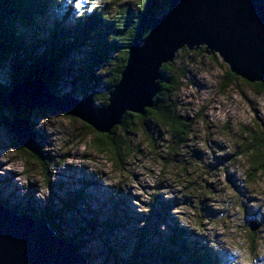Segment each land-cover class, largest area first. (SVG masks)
I'll list each match as a JSON object with an SVG mask.
<instances>
[{
  "label": "rangeland",
  "instance_id": "374dc122",
  "mask_svg": "<svg viewBox=\"0 0 264 264\" xmlns=\"http://www.w3.org/2000/svg\"><path fill=\"white\" fill-rule=\"evenodd\" d=\"M56 2L67 10L71 0ZM139 2L78 0L70 19L108 6L112 20L136 10ZM25 36L30 43L31 34ZM182 51L174 58L179 88L173 100L191 134L181 149L168 152L165 132L144 134L134 120L131 133L115 135L117 167L92 148L93 135L79 120L54 110H30L28 121L42 155L50 157L48 168L16 152L13 136L0 124V202L34 219L44 215L65 239L79 244L87 264H118L133 255L142 228L144 264H165L158 252L152 258L149 248L171 244L172 228L182 232L184 246L207 247L220 264H258L264 259V174L254 176L248 157L236 155L253 144L250 137L264 133V93L228 77V67L217 56ZM82 57L71 54L73 68ZM8 66L0 67V87H10ZM110 68L103 66L98 74ZM10 110L1 108L0 121L12 118ZM63 200L74 203L64 208ZM93 222L98 225L91 229ZM250 225L257 227L254 232Z\"/></svg>",
  "mask_w": 264,
  "mask_h": 264
},
{
  "label": "trees",
  "instance_id": "16d2710c",
  "mask_svg": "<svg viewBox=\"0 0 264 264\" xmlns=\"http://www.w3.org/2000/svg\"><path fill=\"white\" fill-rule=\"evenodd\" d=\"M56 1L0 0V39L2 41L0 67L4 63L9 64L7 79H9L10 87L24 80H41L56 96L82 100L87 94H91L94 108L97 103L105 107L108 94L120 79L132 44L142 43L145 40L150 32L153 19L158 18L169 8L170 0H140L136 10L127 11L121 14L122 16L116 15L112 20L109 19L111 9L107 10L108 6L97 8L92 13L81 11L76 19H70L72 8L77 0H71L67 10ZM28 32L32 36L30 43L26 41L25 36ZM39 32L42 33L41 37L38 36ZM28 49H30L29 52H27ZM33 50L34 53L37 50L38 55L33 56ZM182 52L186 53L185 50ZM13 53L20 55L12 56ZM26 53L30 55L26 57ZM79 53L83 54V57L77 59L80 64L73 68L75 63L70 60V56ZM199 53H203V49H200ZM21 55L25 58L21 59ZM28 60L34 62L28 65ZM66 62L68 64L64 66ZM108 64L111 68L104 75H99L102 67ZM175 73L174 62L163 65L161 75L164 80L159 82V92L154 97L153 107L145 110L142 116L125 114L120 126L113 128L109 135L97 134L84 124V128L93 135L92 148L99 154L108 155L112 164L120 167V148L115 135L119 134L124 138L129 131L131 133L134 120H136L144 134L148 135L149 130L155 133L165 132L168 136L166 146L168 152L181 149L191 134V125L184 116L180 115L178 106L173 100V95L179 88L178 79L174 77ZM226 73L228 77L235 79L229 70ZM252 86L264 93V82ZM8 88L0 87V93ZM10 112L11 119L5 122L0 121L8 132L9 123L14 119L29 120L30 110H10ZM256 137H250L253 144L246 146L241 153L236 155V158L248 157L254 176L264 174V133ZM11 143L16 152L37 159L43 169L47 170L46 166L50 157L42 155L41 147L37 153L31 155L20 149L13 137ZM62 203L64 208H68L74 201L63 200ZM36 217L48 224L59 238L65 239L44 215ZM96 225H98L97 222H93L89 228L94 229ZM142 230L143 228L139 230L140 238L134 254L124 260L116 259L118 264H144L143 255H140L144 246ZM172 230L171 244L167 247L161 246L158 251L149 248L152 258L158 252L159 254H156L158 261L161 260L165 264H220L210 256H214V251L207 247H193L191 250L188 243L185 242L184 246L182 242H179L182 232L175 228ZM183 235L187 237L188 234L183 233ZM66 240L72 242L71 239ZM76 244L79 246L78 243ZM81 252L83 253L82 250ZM161 252H163V257L160 258ZM83 255L88 262V256L85 253Z\"/></svg>",
  "mask_w": 264,
  "mask_h": 264
},
{
  "label": "water",
  "instance_id": "95a60500",
  "mask_svg": "<svg viewBox=\"0 0 264 264\" xmlns=\"http://www.w3.org/2000/svg\"><path fill=\"white\" fill-rule=\"evenodd\" d=\"M217 56L231 75L250 85L264 82V0H170L153 19L142 43H133L120 79L107 105L94 108L92 96L82 100L59 97L41 81L24 80L0 93V109L54 110L75 118L95 133L109 135L125 114L142 116L153 107L163 65L177 52ZM16 145L29 153L39 150L29 121L9 123ZM256 226L250 225L254 232ZM0 264H87L78 245L59 238L49 226L29 214L6 209L0 202Z\"/></svg>",
  "mask_w": 264,
  "mask_h": 264
},
{
  "label": "snow or ice",
  "instance_id": "6c2138e0",
  "mask_svg": "<svg viewBox=\"0 0 264 264\" xmlns=\"http://www.w3.org/2000/svg\"><path fill=\"white\" fill-rule=\"evenodd\" d=\"M77 6H78V0H77ZM96 5L94 4L93 7H95ZM258 264H264V259H262L261 261L258 262Z\"/></svg>",
  "mask_w": 264,
  "mask_h": 264
},
{
  "label": "bare ground",
  "instance_id": "6f19581e",
  "mask_svg": "<svg viewBox=\"0 0 264 264\" xmlns=\"http://www.w3.org/2000/svg\"><path fill=\"white\" fill-rule=\"evenodd\" d=\"M247 83V82H246ZM5 206V205H4ZM6 207V206H5ZM6 209H8L7 207H6ZM8 210H10V209H8ZM12 211H14V210H12ZM14 212H16V211H14ZM17 213V212H16Z\"/></svg>",
  "mask_w": 264,
  "mask_h": 264
}]
</instances>
